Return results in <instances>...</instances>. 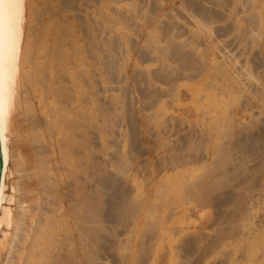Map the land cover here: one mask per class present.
I'll return each instance as SVG.
<instances>
[{
  "label": "rangeland",
  "instance_id": "1",
  "mask_svg": "<svg viewBox=\"0 0 264 264\" xmlns=\"http://www.w3.org/2000/svg\"><path fill=\"white\" fill-rule=\"evenodd\" d=\"M64 1L35 0V4L50 9L41 17L48 16L51 26L47 19L44 22L51 32L52 22L63 27L68 22L65 33L79 35L86 57L82 60L84 103L93 96L100 109L96 115L101 129L96 154L100 178L114 177V187L108 191L112 194L102 189L101 196L117 204L116 209L111 207L110 224L100 223L104 258L100 256L97 264H264V0H74V8L69 9L62 5ZM187 1L203 7V14L191 13ZM247 19H255L256 31ZM90 34L94 44L100 43H92L93 52L87 43L92 41ZM86 123L87 130L93 129V123ZM92 129V134L84 133L88 146L95 140ZM250 132H257L254 136L259 139L243 145ZM20 175H6L5 194L10 201L5 200V205L13 210L17 208L14 196L20 192L13 193L11 184L24 180L18 179ZM5 226L0 225V241L4 233L12 232L11 226Z\"/></svg>",
  "mask_w": 264,
  "mask_h": 264
},
{
  "label": "bare ground",
  "instance_id": "2",
  "mask_svg": "<svg viewBox=\"0 0 264 264\" xmlns=\"http://www.w3.org/2000/svg\"><path fill=\"white\" fill-rule=\"evenodd\" d=\"M73 1L74 0H65L63 2V4L62 3L61 4L68 9L74 8L73 5L75 3L72 5ZM97 1H95V2L97 3ZM206 1H208V0H206ZM210 1L220 3V0H210ZM187 2L191 3L189 1H187ZM221 2L223 3L224 1L222 0ZM48 3H50V2H48ZM106 3H107V1H106ZM206 3H208V2H206ZM116 4H118V3H116ZM198 5H201V3ZM220 5L222 6V4H220ZM189 6H190V12L192 11L194 14H197L198 16H199V14H203V11H204V10L202 11L203 7H202V9L197 7V5L194 4V1H192V3ZM96 7H98V6H96ZM51 8H53L52 5H51ZM79 9H80V7H79ZM205 9H207V8H205ZM47 10L49 11L50 9H47L46 7L45 8H37V6L35 4V0H0V152H1V162H2L1 163V173H0V225L4 224L6 226H11V228H12V232H11L12 234L6 232V233L10 234V236H7V235H5L6 233H4V237H2L3 240L0 241V262L3 261L0 264H97L98 259H100V256H102V254L100 253V251H101V239H102V233L100 232V227H101L100 223H103L102 221H104L105 223H106V221H108L110 224L111 219L114 215L113 213H111V207H113V206H115V204H117L116 200H115L116 203L113 204L114 200L109 199V196L107 198L102 197L101 193L103 190H105V192L107 194L108 191L114 187V177H112L113 179L109 178V177L108 178L106 177V179L100 178L101 169L98 165V161H97L98 157L96 156V154L98 153V145H99L97 143V141H98L97 138H99V136H100V133L98 130H101L98 127L99 126L98 122H100V121L96 119V115H98V111L100 109L99 110L97 109L96 105H98V104L96 103L95 98L92 99L93 96L91 98L87 99L88 100L87 103L89 106L86 105L87 103L86 104L84 103L85 100L83 98V96H84L83 77L85 76L84 75L85 64L82 60H83V57H85V54H84L85 50L83 51V46H82L83 42L81 43L79 35H78V37H76V35L74 37L72 35L69 36L67 33H65L64 27H67L66 25L68 24V22L64 27H63V25H61L60 22H58V23H60V25L58 23L56 24V21L52 22L53 26H54V30L51 32V30L49 29V27L51 26V23L49 21L48 16L47 17H41V15H43V14L47 15V13H48ZM90 10H91V8H90ZM61 11L64 12V10H62V8H61ZM84 11H85V9H84ZM210 11H211V9H210ZM212 12H215V11H212ZM141 14L143 15L142 12H141ZM191 15H193V14H191ZM192 17H194V16H192ZM102 18H104L103 21L107 20V19H105V17H102ZM44 19H47L45 21L50 23L49 27H48V24H46L44 22ZM212 19H214V18H212ZM258 19H260V18L258 17ZM108 20H110V19H108ZM256 20H257V18H256ZM99 21L97 20L96 22H99ZM196 21H197V19H196ZM248 21L249 20L247 19V22ZM254 21H255V19H254ZM254 21L252 19V21L250 20L248 23L247 22H245V23L249 24V27L252 30L256 31L255 30L256 29V22H258V20L256 22H254ZM101 23H102V21H101ZM145 23H146V21H145ZM94 24H96L95 26L98 25L97 23H94ZM158 26H160V25H158ZM199 26H201V25H199ZM106 27H108V26L106 25ZM223 27H226V26L224 25ZM100 28L101 27H99V29ZM206 28L207 27H205V29ZM67 29H69V28H67ZM103 29H104V27H103ZM122 29H123V27H122ZM214 29H215V27H214ZM83 30H85V29L83 28ZM92 31H93V29H92ZM100 31H101V29H100ZM100 31H98V32H100ZM156 32L154 34H156ZM169 32H171V31H168V34H169ZM204 32H206V31H204ZM96 33H97V31H96ZM96 33H95V35H96ZM215 33H216V31H215ZM221 33H222V31H221ZM209 34L211 35V33H209ZM216 34H218V32ZM225 34H227V33L225 32ZM90 36L92 38L91 39L92 41L90 40L91 42H87V43H89V45L91 47V51H92V48L94 47V45L99 46L100 43H98L99 45L94 44L95 43L93 41L94 35L90 34L88 37H90ZM86 37H87V35H86ZM218 37L220 38L221 36L219 35ZM97 38H98V33H97ZM214 38H216V37H214ZM96 40L97 39H95V41ZM145 42H146V40H145ZM147 42H149V41H147ZM158 43L160 45V42H158ZM158 43H156V44H158ZM198 43H199V41H198ZM212 43L213 42H211V44ZM234 43H235V41H234ZM104 45L105 44H103V46ZM150 46H152V44H150ZM263 46H264V42L262 44V48H263ZM107 49L108 48H106V50ZM96 50H98V48H96L95 51ZM155 50H156V48H155ZM158 52H156L157 53L156 55L159 54ZM171 52H173V51H171ZM96 53H97V51H96ZM165 53H167V52H165ZM174 54H172V55H174ZM154 55H155V53H154ZM161 55H162V51H161ZM161 55H160V57L164 56V54L162 56ZM167 55L169 56V54H167ZM183 55H185V54H183ZM222 55H223V53H222ZM171 56H169V57H171ZM97 57H98V55H97ZM146 57H147V55H146ZM174 57H176V56L174 55ZM177 57H178V54H177ZM154 58H155V56H154ZM150 59H148V61ZM152 59H153V56H152ZM177 59H179V57ZM188 60H190V59H188ZM160 62H162V61H160ZM180 64H182V63H180ZM177 65H178V63H177ZM239 65H240V63H239ZM262 66H264V65H262ZM163 68L166 69L165 67H163ZM224 70L226 71V69H224ZM165 72H166V70H165ZM90 74H91V72H90ZM165 77L166 76H164V78ZM152 78H154V77H152ZM155 78H157V77H155ZM168 78H170V77H168ZM179 79L180 78H178L176 80L179 81ZM148 80H151V79H148ZM238 81H240V80H238ZM173 84H174V82H173ZM230 86H232V85H230ZM85 90H86V88H85ZM166 90L167 89H165V91ZM195 91H197V90L195 89ZM180 92H182V91H180ZM95 95H96V93H95ZM116 96H118V95H116ZM180 97H181V95H180ZM90 99H92V102ZM89 100H90L91 104L89 103ZM208 101L210 103L212 102V104L215 102L213 99L208 100ZM209 102L206 104H208V106L210 105L209 108H211V104H209ZM199 105H204V104H201L199 102ZM161 108H163V107H161ZM166 108L168 110V107H166ZM200 108H202V107L200 106ZM204 108H205V106H204ZM167 110L165 109V111H167ZM113 111H114V109H113ZM110 113H112V112H110ZM87 114L89 116V120L87 118L88 117ZM136 115H138V114H136ZM208 115H210V113ZM97 117L99 118V116H97ZM221 119H222V117H221ZM194 120H195V118H194ZM217 121H218V119H217ZM231 121H233V120H231ZM86 122H88L89 124L93 123L92 127L94 130L91 127H90V129H92L95 132V134H93V135H95V140L93 141L94 143L91 141V143H89V146H88L87 140L84 141V139L86 138V137H84L85 136L84 133L86 134V133H88L87 131L90 130V129L87 130V128L84 127V125L87 124ZM198 122H199V120H198ZM197 125H198V123H197ZM213 125L214 124H212V126ZM219 125H220V122H219ZM210 128H212V127H210ZM84 129H86V131ZM190 132H192V131H190ZM90 133L92 134L93 132L91 131ZM250 133H252L253 136L257 134V132L255 134L253 132H250ZM199 134L200 133H198V135ZM252 134L251 135L248 134V135H250L252 138L253 137ZM243 135L244 134H242L241 136H243ZM248 135H247V138H248L247 142L248 143H244V141H243V145H252L255 141H257V139H259V138H255V136L253 137L254 139H250V137ZM239 136H237V138ZM256 137H257V135H256ZM234 138H236V137H234ZM242 138H240V139L242 140ZM205 139H203V142L205 141ZM188 140H189V138H188ZM234 142H235V140H234ZM236 144L239 145L240 143H236ZM190 147H192V145H190ZM228 149H230V148H228ZM201 151L203 152V150L200 149V152ZM203 154H204V152H203ZM91 157L93 159H91ZM91 160H93V161L91 162ZM199 161H201V159H199ZM107 167H108V165H107ZM176 168H178V166ZM184 169L186 170V168H184ZM7 173L8 174L20 173L21 175L19 176V178L18 177H16V178L24 179V180H16V181L13 179L14 182H13V180L11 181V182H13L11 185L13 186V189L15 191V192H13V191L12 192L13 193L20 192L18 195L14 196L13 202L15 203V206L17 205V208L14 206L16 208V209L14 208L15 210H13L11 206L8 207L7 205H5V202L7 200H9L5 194V180H6ZM217 175L218 174H216V176ZM101 176H102V174H101ZM114 176H115V174H114ZM207 177L211 178V176H208V175H207ZM210 178H208V181ZM200 179H201V177H200ZM115 180L117 181L116 178H115ZM256 181H257V179H256ZM256 181H254V183ZM206 182H207V180H206ZM257 183H258V181H257ZM170 184H172L171 181H170ZM203 184H204V182L202 181L201 186ZM211 184H212V182H211ZM194 186H192V187H194ZM170 187H171V185H170ZM195 188H196V186H195ZM252 188H253V185H252ZM169 189H171V188H169ZM203 190H205V189H203ZM195 191H196V189H195ZM111 192H109L107 195H109ZM251 192H252V190H251ZM230 193H231V191H230ZM232 194H233V192H232ZM234 195H233V198H234ZM206 196H207V194H206ZM12 197L13 196L11 194V198ZM111 197L113 198V196H111ZM114 197H115V195H114ZM139 197H140V195H139ZM224 197H225V195H224ZM196 198H197V196H196ZM113 199H115V198H113ZM164 199H166L165 196H164ZM225 199L227 200L228 198L226 197L223 200L225 203H227V201H225ZM110 200L113 201L112 202L113 205L111 204ZM201 200L202 199H200V201ZM203 200L205 201L204 198H203ZM229 200H230V197H229ZM143 201H142V203H143ZM169 201H171V200H169ZM138 202H139V200H138ZM208 202H209V204L211 203L210 201H208ZM201 203H203V201H201ZM213 204L217 205L218 200H217V204H216V202ZM219 204H221V202H219ZM241 206L245 207V205H241ZM114 209H116V208H114ZM147 209H149V208H147ZM136 211L137 210H135L134 212L136 213ZM135 213H134V215H135ZM144 214H145V212H144ZM218 217H219L218 219H220V216H218ZM222 220H223V218H222ZM144 222L145 221H143V223ZM238 222H240V220ZM238 222H237V225H238ZM154 223L155 222H153V224ZM216 223H217V221H216ZM255 223L257 224V222H255ZM107 224L108 223H106V225ZM242 224H243V222H242ZM103 225H104V223L102 224V227H103ZM246 225H247V223H246ZM258 225H259V220H258L257 226ZM150 226H152V225L150 224ZM153 229H155L154 225H153ZM241 229H243V228H241ZM104 230H106V228ZM148 230H149V228H148ZM231 232L233 233V231H231ZM228 236H229V234H228ZM193 238L194 237H192V239ZM246 239H248V237ZM192 241L189 240V243ZM250 241H249V243H250ZM255 241H257V240H255ZM260 244H261V242H260ZM153 245H154V243H153ZM185 245H184V247H185ZM149 246H152V245H149ZM187 249L188 248H186V250ZM105 260H108V259H105Z\"/></svg>",
  "mask_w": 264,
  "mask_h": 264
},
{
  "label": "water",
  "instance_id": "3",
  "mask_svg": "<svg viewBox=\"0 0 264 264\" xmlns=\"http://www.w3.org/2000/svg\"><path fill=\"white\" fill-rule=\"evenodd\" d=\"M1 152H0V173H1Z\"/></svg>",
  "mask_w": 264,
  "mask_h": 264
}]
</instances>
